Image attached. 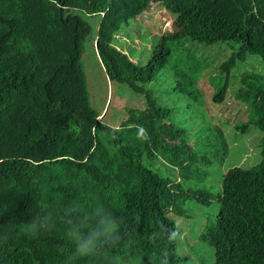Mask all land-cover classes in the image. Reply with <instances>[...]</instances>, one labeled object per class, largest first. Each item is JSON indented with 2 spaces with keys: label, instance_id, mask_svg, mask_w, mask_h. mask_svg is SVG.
Wrapping results in <instances>:
<instances>
[{
  "label": "trees",
  "instance_id": "16d2710c",
  "mask_svg": "<svg viewBox=\"0 0 264 264\" xmlns=\"http://www.w3.org/2000/svg\"><path fill=\"white\" fill-rule=\"evenodd\" d=\"M151 4L172 20L139 66L115 39ZM80 15L97 17V25ZM88 38L108 79L144 95L145 109L129 112L119 130L90 107L81 66ZM231 42L237 48L220 72L228 75L246 54L264 66V0H0V264H164L165 253L167 264H180L168 234L182 232L168 214L184 218L191 201L219 206L197 237L214 249V264H264L263 85L244 77L235 96L261 133L255 166L229 168L217 195L184 189L161 171L200 183L226 156L224 143L196 148L194 119L174 114L172 100L189 98L202 69L173 53L187 43ZM159 78L166 84L155 98L146 86ZM109 216L121 221L120 239L100 246L105 257L80 258L67 232L87 240ZM33 217L35 235L25 229Z\"/></svg>",
  "mask_w": 264,
  "mask_h": 264
},
{
  "label": "rangeland",
  "instance_id": "374dc122",
  "mask_svg": "<svg viewBox=\"0 0 264 264\" xmlns=\"http://www.w3.org/2000/svg\"><path fill=\"white\" fill-rule=\"evenodd\" d=\"M80 16L93 28L97 25V17ZM171 20L172 14L162 5L151 4L136 19L121 26L116 34L115 45L136 65L144 66L149 59L151 46L161 31L169 29ZM236 48L237 44L233 42L218 43L214 46L187 43L184 50L181 47L173 53L174 57L180 53L183 56L188 55L193 62L189 66L202 69L189 98L182 101L172 100L174 114L183 123L193 122L194 119V126L198 129L193 137V140H196V148H199L200 144L202 147H222L224 143L226 151L224 159H219L206 170L207 175L200 183L183 180L176 169H161L165 176L180 182L184 189H203L217 195L221 192L222 176L229 168L237 166L249 169L260 161L258 142L261 133L255 126L247 124V107L240 104L235 96L244 77L249 76L264 86V66L259 56L246 54L245 61L237 63L228 75L220 72L221 65ZM81 66L90 107L95 113L102 114L105 124L119 130L129 112L145 109L143 94H137L128 86L108 79L91 38L86 39L83 44ZM165 84L166 82L159 78L147 85L146 90L155 98L162 97L159 86ZM225 85L223 101L215 102L214 98ZM244 127L246 128L243 129ZM183 209L184 218L168 214L173 226L182 232L175 236L176 254L183 260L180 264H214V249L199 242L197 237L203 229L201 227L208 220L215 218L219 209L217 202L212 201L209 207H203L191 201L187 202Z\"/></svg>",
  "mask_w": 264,
  "mask_h": 264
},
{
  "label": "clouds",
  "instance_id": "9594fccd",
  "mask_svg": "<svg viewBox=\"0 0 264 264\" xmlns=\"http://www.w3.org/2000/svg\"><path fill=\"white\" fill-rule=\"evenodd\" d=\"M138 136L140 138H146V130L143 127L139 129ZM46 218L50 221L51 214H48ZM101 223L104 222L102 221ZM120 223L121 221L119 220V218L113 219L111 218V216H109L107 223L104 224V227L101 229V231L96 232L93 229L89 231V238L87 240L81 239V236L74 232V228L70 229L67 232V236L72 242L75 243L76 245L75 251L80 258L91 257L95 259V258L105 257L106 253L100 250V246L105 241L113 242L120 239V236L116 234L119 230ZM25 229L30 231L33 235L41 231V229L37 225V217H33L32 220L26 222ZM175 236H176L175 232H170L168 234V239L173 240ZM5 239L7 238L5 237ZM164 255H165L164 264H167V259H166L167 254L165 253Z\"/></svg>",
  "mask_w": 264,
  "mask_h": 264
},
{
  "label": "bare ground",
  "instance_id": "6f19581e",
  "mask_svg": "<svg viewBox=\"0 0 264 264\" xmlns=\"http://www.w3.org/2000/svg\"><path fill=\"white\" fill-rule=\"evenodd\" d=\"M106 98V97H105ZM104 105V104H103Z\"/></svg>",
  "mask_w": 264,
  "mask_h": 264
}]
</instances>
